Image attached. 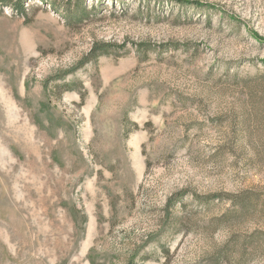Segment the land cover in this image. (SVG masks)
<instances>
[{"label":"rangeland","instance_id":"1","mask_svg":"<svg viewBox=\"0 0 264 264\" xmlns=\"http://www.w3.org/2000/svg\"><path fill=\"white\" fill-rule=\"evenodd\" d=\"M21 1L0 264H264V0Z\"/></svg>","mask_w":264,"mask_h":264},{"label":"trees","instance_id":"2","mask_svg":"<svg viewBox=\"0 0 264 264\" xmlns=\"http://www.w3.org/2000/svg\"><path fill=\"white\" fill-rule=\"evenodd\" d=\"M71 1V0H68ZM12 3L14 4L15 7H17L19 10L24 11L25 7L24 4L21 0H0V4H9ZM72 10H74L75 12H71ZM67 9L68 11V20L71 21V19L76 18V21L82 22L85 19H87L88 13L86 12V7L84 6L82 1H79L76 8L74 9ZM111 45H104V47H110ZM93 54V53H92ZM88 60V58L86 59ZM85 60V61H86Z\"/></svg>","mask_w":264,"mask_h":264}]
</instances>
